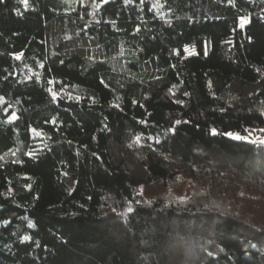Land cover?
Segmentation results:
<instances>
[{
	"label": "trees",
	"instance_id": "trees-1",
	"mask_svg": "<svg viewBox=\"0 0 264 264\" xmlns=\"http://www.w3.org/2000/svg\"><path fill=\"white\" fill-rule=\"evenodd\" d=\"M0 98V264H264V0H0Z\"/></svg>",
	"mask_w": 264,
	"mask_h": 264
},
{
	"label": "rangeland",
	"instance_id": "rangeland-1",
	"mask_svg": "<svg viewBox=\"0 0 264 264\" xmlns=\"http://www.w3.org/2000/svg\"><path fill=\"white\" fill-rule=\"evenodd\" d=\"M177 187H175V190H171L176 196L178 197H185L186 192L188 190L189 184L186 180H177ZM161 190H165L164 184H155L151 185L147 188L142 189V194H144L146 197H151V194H157L161 192ZM248 194V191L246 187L241 185V187H236V190L234 191L233 195L231 197L224 198V201H221L223 205H231L236 207L237 205L242 208L243 216L249 217L252 220V222L257 225L258 227L264 226V205H260L257 203V201L249 200L247 203H243L245 195ZM234 198V200H231ZM250 204V205H247Z\"/></svg>",
	"mask_w": 264,
	"mask_h": 264
},
{
	"label": "snow or ice",
	"instance_id": "snow-or-ice-1",
	"mask_svg": "<svg viewBox=\"0 0 264 264\" xmlns=\"http://www.w3.org/2000/svg\"><path fill=\"white\" fill-rule=\"evenodd\" d=\"M22 2L25 4V6H27L28 0H22ZM105 2L107 3V0H105ZM230 2H232V0H230ZM248 23H249V20L247 18H241L240 27L243 28L244 25H246ZM17 58H19V57H17ZM49 91L51 92L52 89H49ZM52 95H53V98L55 99L57 94L55 92H53ZM0 100H2V98H0ZM117 107H119V105H117ZM177 123H180V121H177ZM172 131L174 132L175 129H172ZM262 131H264V130H262ZM212 132H213V134H216V129H212ZM223 134L227 135L229 137H232L233 139H237V140H245V139H247V137H243V136H240L239 134H234L232 132H226V133H223ZM37 135H39V133H37ZM137 139H139V138H137ZM253 142H255V141H253ZM260 143L264 144V140H261ZM129 211H131V209H129ZM33 226L34 225H31V224L29 225V227H33ZM24 239L28 240V239H30V237L25 236Z\"/></svg>",
	"mask_w": 264,
	"mask_h": 264
}]
</instances>
